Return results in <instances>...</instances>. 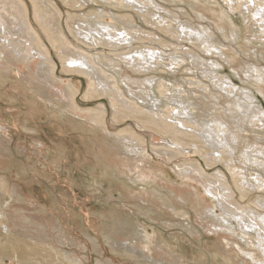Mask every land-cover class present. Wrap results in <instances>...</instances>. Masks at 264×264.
Listing matches in <instances>:
<instances>
[{
    "label": "bare ground",
    "instance_id": "obj_1",
    "mask_svg": "<svg viewBox=\"0 0 264 264\" xmlns=\"http://www.w3.org/2000/svg\"><path fill=\"white\" fill-rule=\"evenodd\" d=\"M69 1L79 4L81 10H83V4L86 2V0ZM94 1L97 7L86 14L87 16L84 15L83 18H79L80 22H84L83 26L75 21L77 27H74L72 33L73 40H70L67 33L64 32V26L61 24V12L58 5L52 4L50 0L48 2L45 0H0V99L5 101L3 97L5 89L8 88L7 82L9 80H13L16 84L21 82V86L16 85L12 88L22 89L24 91L22 93L25 95L23 107L18 105V100L15 101V106L8 109H4L5 107L0 103V264L4 262V257L10 255V259L12 258L13 260L12 264H21L19 263L21 258L27 262H33V260L40 262L50 258L53 262L52 264H56L57 261H61V259L63 261L64 258L67 259L69 257L75 260L71 264H80V257L82 256L80 251L85 248L79 242L80 240L76 239L73 233L71 234V230L66 228L63 219L59 220L56 217L50 219L48 217L49 214L59 217L60 209L58 206L52 201L48 202V204L36 201L35 197L28 192L30 191L31 183L25 181L26 176L23 178L22 175L24 174L17 172L18 178L15 179L14 168L4 166L3 159L7 156L8 151L10 153L12 151L10 145L13 141L14 133L23 134V132H26V134L31 135L32 146L38 148L43 155L39 159L42 158L47 161L49 159V154L46 152L48 147L42 139L43 135L47 133L46 130L54 133L57 131L60 133L72 131L69 134L76 136L74 133L78 134V129L81 127L82 130L86 131L85 133L90 134L92 137L104 139L105 150L99 149V151H95V155L102 162L104 154L109 151L111 155L116 157L114 163L117 171L129 181L134 179L145 181L149 178L158 177L155 173L157 170L152 166L148 157L145 137L132 126L112 131L109 128L110 112L107 105L99 103L100 106H91L94 99L103 95L110 99L113 109L111 119L114 124L122 123L124 119L136 121L139 129L144 128L153 134L152 141L157 143L153 146V149L157 154H160L164 159L166 157L168 161H172L180 170L179 173L182 176L187 177L194 170H197V178L200 176L199 180L202 182L204 190L208 194L217 196L216 199L221 204L220 208H222L221 215L213 214L215 209L213 200L199 187H195L194 191L187 190L184 194H177L185 203L198 204L201 209L200 212L206 216V221L203 222L205 223L203 227L206 231L215 234L220 232L219 230H222V232L231 231L238 236V229L233 226L231 221L232 218L238 219V223L241 224L240 229L243 237L248 236L250 238H248L249 241L246 240L249 245L244 247L238 241L224 236L227 238V244L226 247L221 246V251L225 258H229L233 254L229 246L232 247L234 243L243 255V258L237 255L242 264H264V194H259L256 197L252 195V203H242L245 198L251 196L249 187L255 186L253 180L251 181L248 178L246 166H239L236 163L233 166L231 165V168L238 169L237 173L234 171L236 176L241 174V177H238L240 179L236 177V189L240 192V197L237 198V192L232 188L228 177L223 171H219V175L216 176L212 174L206 175L202 166L199 165V160L192 159L190 155H187V151L194 149L191 151L195 154L203 155L205 162L208 164L211 160L213 162L220 159L227 161L230 156L227 157L228 154H225L226 156L224 157L223 153L236 155L237 151L241 150V155L245 161L254 162L257 165V168L253 167L258 175L256 180L260 184L257 188H264V147H261L264 144L243 135V132L249 131L246 130L247 123L257 125V127L259 123H264V109L253 102L256 96L251 91L244 95L246 98H242L240 94L233 93L230 85H225L224 87L228 76H223L224 74H220L216 69L217 66L223 67L221 62L219 59L212 58V56H202L198 48L209 52L211 48L219 50L220 56L230 62L238 74L241 73V70L247 75L255 71L257 72V79L263 83L264 65L261 62H258L257 65V61H248L243 68L241 62L239 64L232 57L229 59L228 50H223L224 47L222 48L221 42L217 40L219 35L215 30H226V37L229 38L231 35L235 43H237L239 36L237 26L229 17L228 20L222 19L219 24L202 22V19L211 20V16L207 14L209 10L206 8L193 7L192 9L195 11V16H193L188 11L181 13L160 0H136L144 5V9L132 4L129 2L130 0ZM247 1L243 0L242 4ZM252 2L256 4V11L264 7V0H252ZM149 4H153L162 10L164 9L170 16L160 12L156 14V12L147 8ZM31 5L38 27L31 18ZM123 8L136 10V13ZM257 13L259 14V11ZM155 15L161 17L162 21H154L152 18ZM262 15L257 20L264 22V15ZM137 16L143 18L148 24L155 26L154 28L158 33L152 35L155 38L151 40L154 43L153 45H151L152 43L150 45L139 44L142 42L147 43L149 39L142 35L146 30L143 29L137 20ZM193 22L200 27H197ZM138 24L140 26L136 28ZM225 24L228 25L227 28ZM262 26L264 27V25ZM160 33L172 39H181L182 43L180 46L186 45L187 41L193 44H189L188 50L180 48L181 50L178 51L175 48L177 51L172 52L169 50L167 52L165 49H167V44L170 40L167 37L163 38L160 36ZM157 36L159 39H157ZM133 40L137 42H133ZM124 43H128V46ZM229 43L231 42L229 41ZM49 45H52L58 53L63 65L61 71L65 75L61 74L60 76L58 74V65ZM99 47L104 49L109 47L110 52L106 55L103 51L98 50ZM187 55L195 65L192 68H195V71L201 70L203 75L209 81L211 80L210 84H205L207 90L211 93V109L214 107L216 111L221 110L220 113L217 112L214 113L216 115H212L215 117L211 118L204 115V112L207 111L201 109V113L198 104L194 100L186 99L188 88L184 85L179 88L185 90L186 93L180 92L177 94L172 90L171 94L169 93L162 100L161 96H165L163 95L165 94L163 90L169 91L171 88L168 89V86V88H165L163 81L161 84L155 81L158 78L157 75H149L154 70L150 66L152 63H156V65L181 66L182 62L190 63L189 59L185 57ZM115 57L120 59L115 60ZM154 59H156V62H153ZM104 60H107L108 64ZM208 62L214 65L215 68H209ZM12 67H15L16 71H13ZM249 76L252 77L251 75ZM83 77L90 84L83 96L84 104L78 100L81 95ZM76 79H79V81L77 82ZM190 79L194 80L195 78ZM212 80L215 81L212 83ZM157 83L160 86L163 85L158 93L154 89ZM135 88L138 91H135ZM258 89L264 96V85L261 84ZM25 91L38 96L43 103L41 102L40 104L35 98L29 100ZM224 92L233 94L236 97H227V100L220 101V97H223ZM245 99L248 101L246 102ZM226 103L229 106L225 105ZM41 106H44L48 114L57 115V121L59 120L60 122L49 121L39 124L37 121L42 113ZM191 107L196 108L192 113L188 111ZM10 117L15 118L13 123L9 122ZM68 126L72 130H69ZM155 135L157 136L156 138ZM241 141H244L245 144L241 143ZM72 146V142L60 145L58 142L52 141L51 147H54L58 162L48 160L47 164L52 167L54 173L61 175L63 157L65 159L64 167L66 164H70L67 149ZM19 148L21 153L29 150L22 143H20ZM215 152L219 155H216ZM87 155L88 151L84 153L77 152L74 159L78 165L77 168L81 170L85 177L93 170L100 169V165L91 164ZM236 158H233V160ZM67 172L70 174L68 175L69 181H72L71 178L75 177V173H71L70 169ZM36 173L39 174L38 172ZM220 176L222 179H220ZM30 180L32 183L37 184V180L32 178ZM108 180L107 183L110 187L116 184L114 177H110ZM217 181L220 183L221 188L214 185ZM239 181L240 183H238ZM121 182L125 183L124 180ZM94 185L97 186V189H101L104 186L98 180L94 181ZM124 186L126 185L124 184ZM118 191L120 192V190ZM127 195L129 194L127 193ZM20 197L24 198L27 203L32 204L36 208V212L21 209ZM257 206L262 209L261 213L256 210L255 207ZM84 212V216L88 221L90 214L87 211ZM181 215L189 217L188 212L185 210H183ZM209 224L213 229L207 227ZM116 225L118 226L107 232V238L113 245L112 251L115 253L114 255L119 256L126 263L182 264L181 260L188 257L181 245L173 247L172 243L171 245L168 241L166 242L155 231L149 233L144 227L130 226L131 224L127 225L122 222L116 223ZM15 233L21 236L24 235L26 240L15 237ZM253 237L256 239V245L252 241ZM138 240H142V243L138 242ZM151 243H155L153 248L147 245ZM20 246L23 248L21 251L19 250ZM67 247L74 251L67 250ZM99 248L101 247L99 246ZM146 249L147 252L145 251ZM157 249L158 252H152ZM200 256L202 257L203 255ZM212 262L216 264L218 260H212ZM59 264L61 263L59 262ZM108 264H115V262L109 261Z\"/></svg>",
    "mask_w": 264,
    "mask_h": 264
},
{
    "label": "rangeland",
    "instance_id": "obj_2",
    "mask_svg": "<svg viewBox=\"0 0 264 264\" xmlns=\"http://www.w3.org/2000/svg\"><path fill=\"white\" fill-rule=\"evenodd\" d=\"M45 1L48 2V0H45ZM50 1L52 4L58 5V8L61 12V21H62L61 24L62 26H64L63 27L64 32L67 33L70 40L71 39L73 40L72 33L74 31V27L75 28L77 27L75 21L78 22V24L80 25L82 24L81 26H83L84 22H80L79 18L80 17L83 18L84 15L90 13L93 8L97 7L94 0H86L85 3L83 2L84 0L81 1L82 3H84L83 10L79 8V4H75L72 1H69V2L68 0H66L67 2L65 0H50ZM141 1H146V0H141ZM160 1L170 7H174V9L178 10L181 13H185L186 11H188L193 16H195V11L194 9H192L193 7L200 8V9L206 8L207 10H209L207 14L211 16V20L202 19L201 21L202 22L205 21L204 23H213V24L218 23L219 24L222 21V19L228 20V17H229L235 22L234 24L237 26V29L239 31L237 43H235L231 35L229 38L226 37V33H227L226 30L224 29L215 30V32L219 35L217 40L221 42L220 45L222 46V48L224 47L223 50L224 51L228 50V54L230 55L229 59H231L232 57L233 59L237 60L239 64L241 62L242 64L241 66H243V68L245 66L244 64L248 61L249 62L257 61L256 62L257 65H258V62H261L264 65V55H263L264 54V27L262 26L264 25V22L257 20L262 14L264 15V7H261L258 10L259 11V14H258L257 13L258 11H256L257 10L256 4L253 3L252 0L251 2H249L250 0H248L247 2L249 3L245 2L243 4H242L243 0H215V1L214 0H167V1L160 0ZM255 1H259V0H255ZM129 2L144 9V5L141 3H138L139 1L130 0ZM147 8L153 10V12H156V14H159L158 12H160L161 14L165 13L168 16H170L167 12L164 11V9L162 10L158 7H155L153 4H149ZM123 9L136 13L135 12L136 10H130V8H123ZM108 11L110 10L108 9ZM153 17L154 18L152 19L154 21L161 20V17H159L158 15H155ZM31 18L38 27V24L35 21V16H34L32 5H31ZM107 19L109 20V18ZM137 20L142 25L143 29L146 30V32L148 30L147 33L144 32L145 34L142 33V35L149 39L147 43L142 42L139 44L140 45H144V44L150 45L152 43L151 45H153L154 43L151 40L155 38L152 35L158 33L154 28L155 26L150 25V23L148 24L147 21H145L143 18H139L138 16H137ZM173 20L175 21L174 18ZM140 24H138L136 28H139ZM194 24L197 27H200L196 23ZM225 27L227 28L228 25L225 24ZM160 36H162L163 38L167 37V39L170 40V42L167 44V49H165V51L167 52H169V50L172 52L177 51V50L179 51L181 50L180 48H183V50H188L189 44L190 45L193 44L192 42L188 43L187 41L186 43L187 46L185 44H183V46H180V44L182 43L181 39H172L162 33H160ZM193 37L195 38V36ZM157 39H159L158 36H157ZM229 41L231 43H229ZM133 42H137V41L133 40ZM197 42L199 43V41ZM124 44L128 46V43H124ZM49 46L52 49V54L57 62L56 64L58 65V74L60 76L61 74L65 75L61 71L63 65L61 63L60 58L58 57V53L56 52V50L53 48L52 45H49ZM173 46H174V49H173ZM98 50L103 51L104 54L106 55H108V52H110L109 47H105V49L102 47H99ZM198 50L202 56H205V55L206 57L212 56V58L219 59L223 67L221 68L217 66L216 67L217 71L220 74H224L223 76L225 75L228 76V80H225L226 83H224V87L225 85H230V87L233 89V93L240 94L242 98H246L244 95L247 94L249 91H251L253 95L256 96V99H253V102L261 106L264 109V96L258 89V86H260L261 84L264 85V83L257 79V72L255 71L251 72L249 75H251L252 77L244 73L242 70H241V73L238 74V72L234 69V66L233 65L231 66L230 62L226 61L224 57L220 56L219 50H216L215 48H211L210 52L207 50H200L199 48ZM185 57L189 59L190 63L188 64V63L182 62L183 65L181 64V66H177V65L166 66V64L156 65V63H152L150 66L154 70L150 72V74L148 72V74L157 75L158 78L155 81H157L160 84L163 81L162 83H164L165 88L167 86L169 87V88L167 87L168 89L171 88L170 89L171 91L163 90V92L165 93L163 95L165 96H161L162 100H164V98L167 97L166 95H168L169 93L171 94L172 90L175 91L177 94H179L180 92L183 94L186 93L185 90L179 88L184 85L186 88H188L187 89L188 96L186 95V99H189L192 101L194 100L198 104V107L201 113H202L201 109L207 111V112H204L205 113L204 115H207L211 118L215 117L212 115H216L214 113H217V112L220 113L221 110L216 111L214 107L211 109V106H212V102L210 100L211 93H209L205 85V84H210L211 80L209 81V79L205 75H203L201 70H200L201 72L198 70L195 71L194 70L195 68H192L195 65L191 62V59L189 58V56L187 55ZM116 59L119 60L120 58L115 57V60ZM104 62L108 64L107 60H104ZM153 62H156V59H154ZM208 66L209 68H215V66L210 64L209 62H208ZM134 68L137 69L136 67ZM12 69L13 71H16L15 67L14 68L12 67ZM11 75H13V73H11ZM190 78H195V79L197 78V79L192 80ZM215 80H212V83ZM76 81L78 82L79 79H76ZM158 83L156 87L154 88L157 93L159 89H162L163 87V85L160 86ZM191 84H193L194 87ZM16 85L21 86L22 83L20 82L16 84L13 80H9L7 82L8 88L5 89V95L3 97L5 98V101H2L0 99V103L3 104V106L5 107L4 109H8L12 106H15L14 104H15V101L17 100L19 102L18 105L23 107L25 95H23L22 89L12 88ZM89 85H90L89 81L83 77L82 85H81L82 87L81 95L78 97L79 102L81 103L83 102L82 104H84L85 102L83 96L88 90ZM135 91H138V89L135 88ZM28 93H27L28 96L27 95L26 96L29 98V100L32 98H35L41 104L42 101H40V98L38 96L30 92ZM223 94H224L223 97L225 98L220 97V101H225L229 97L230 98L236 97L235 95L228 94L226 92H224ZM245 101L247 102L248 100L245 99ZM92 102L93 103L91 104V106H100L99 103H105L107 105L109 112H110L109 128L112 131H117L119 129H122L125 127L129 128L132 126L135 128L136 131L140 132L145 137L144 140L147 141L148 157L152 163V166L155 168V170H157L155 171L156 175L158 176L157 178L156 177L152 179L149 178L145 181H142V180L139 181L138 179L129 181L125 176H122L119 174V172L116 169V165L114 163V160L116 159V157L111 155L109 151H106V153L104 154V157L102 159V162L104 163L99 161L98 157L95 155V151L97 152L99 151V149L105 150L104 139L101 137H92L90 134L85 133L86 131L82 130L81 127L80 129H78V132H79L78 134L74 133L76 136H72L71 134H69V133H72V131L66 133L64 129L63 130L65 131V133H60L58 131L54 133V132H51L45 129L47 133L43 135L42 139L43 141L46 142L47 147H48V150L46 152L47 154H49L48 155L49 161L54 160L55 162H58L55 156V151L53 149L54 147H51L52 141L58 142V144L60 145L62 144L66 145L68 142H72L73 144L72 147L67 149V155H68V158L70 159V164H66L64 167L63 164L65 162V159L64 157L62 158L61 175L53 172L52 167H50L47 164L48 160L46 161L42 158L39 159V157L43 155L39 151L38 148H35V146H32L33 144L32 137L31 135L26 134V132H23V134L14 133V138L10 145L12 148V151L11 153L8 151L6 154L7 156L3 159L4 166L14 168L13 171L15 172V179L18 178L17 172H20V174H24L22 175L23 178L26 176L25 181L31 183V188L29 189L30 191L28 192L31 193V195L35 197L36 201L40 203L42 202V204H48V202L52 201V203L58 206V208L60 209L59 217L57 215H53L54 216L53 217L50 214L48 217L50 219H53L55 217L56 219H59V220L63 219V221H65L66 228H69L71 230V234L73 233V236H75L76 239L80 240L79 242L85 246V248H83L80 251V253L82 252V256L80 257L81 261L79 260L80 264H83V263L84 264H108L109 261H114L115 264H129L121 260L122 258L120 259L119 256L114 255L115 253H113L112 251L113 245L111 244V242H109L107 238V232H109L110 230L118 226L116 225V223L119 224L121 222L127 225L131 224L130 226H136V227L139 226L141 228L144 227L145 230H147L149 233L155 231L161 237H163V239L166 242L168 241V243L170 244L172 243L173 245L172 244L171 245L173 247L181 245L185 249L184 252L186 251L185 253L188 256L187 258H184L181 260L182 264H188V263L190 264H213L212 260H218V263L216 264H242V262L239 261V259L237 258V255L240 258H243V255L241 251L238 249V247H236V244L234 243L232 244L235 247L229 246V248L233 252L231 257L229 258H225V256L223 255L221 251V246L226 247L227 238H231V239H234L235 241H238V243L244 247H247L249 245V243H246V242L249 241L250 238L248 236L243 237L241 233V229H240L241 224L238 223V219L237 218L231 219L233 226L236 229H238V233H239L238 236L234 232H231V231L222 232V230H219L220 232L216 234L210 231H206V229H204L203 227V225H205V223L203 222L206 221V218H205L206 216H204L200 212L201 209L198 206V204L196 205L190 202L185 203L177 195V194H184L187 192V190L194 191L195 187H199L201 188L203 192L204 191L206 192V190H204L203 188L202 182H200L199 180L200 176L197 178V173H196L197 170H194L192 173H190L191 176L189 175L185 177V176L180 175L179 173L180 170L174 165L172 161H168L166 157H165L166 159L165 160L160 154H157L156 151L153 149V146L156 145L157 143L152 141L153 134L150 131L144 128L139 129L136 121H134L133 119H124L122 123L114 124L113 120L111 119L113 115V109L111 107L110 99L106 96L103 95L101 97H98L94 99V101ZM225 105L229 106V104L227 103ZM83 107H87V106H83ZM40 109L42 110V113L40 115V118L37 121L39 124H42L43 122L57 121V115H53L50 113L49 115L45 111L46 109L44 108V106L43 107L41 106ZM193 110H196V108L191 107V109H189L188 111L192 113ZM55 114H57V112H55ZM13 119L15 120L14 117L13 118L10 117L9 122L13 123L14 121ZM57 122H60V121L58 120ZM246 127H247L246 130H249V131L243 132L244 136H248L251 139H256L257 141H260L261 143L264 144V133H263L264 123L262 122L259 123L258 127L257 125L255 126V125H250L247 123ZM68 128L69 130H72L70 126H68ZM156 137L157 136L155 135V138ZM20 143H22L23 145L29 148L28 151L23 152L24 154L21 153V149L19 148ZM241 143H244V141H241ZM261 147L263 148L264 145H261ZM191 150L193 151L194 149H191ZM191 150L187 151V155H190L192 159L199 160L200 162L199 165L202 166L203 171L206 175L212 174L216 176V175H219V171H223L226 174V176L228 177V181L230 182V185L237 192V195H236L237 198L240 197V192L236 189L237 188L236 187L237 186L236 177L237 179H240L238 177H241V174H238L236 176L235 173L238 172V169L237 168L234 169V167L233 168L231 167L235 165L234 163L238 164L239 166H246L245 168L248 173V178L251 181L253 180V182L255 183V186L249 187L251 196L248 198H245V200L242 201L243 204L252 203V195L256 197L259 194H264L263 187L261 189L257 188V186L260 184L256 180L258 175L255 172V169H253V167L257 168V165L254 162L250 163L248 161H245L241 155L242 154L241 150L237 151L236 155H231L230 153H223L222 155L224 157L228 154L227 157L230 156L231 160L227 157L226 158L229 159L227 161L220 159L218 161L213 162L211 160L212 165H211V162L208 164L205 162V157L203 155H200L197 153L195 154ZM87 151H88L87 156L89 160L91 161V164L93 163L95 166L100 165L99 166L100 169L93 170L90 174H88V176H86L87 177L86 178L85 175L81 173V170L77 168L78 165L74 159L76 157L77 152L84 153ZM216 155H219V154H216ZM232 156L233 158H236V157L237 158L233 160ZM68 168L70 169L71 173L73 174L75 173V177H73L74 179L71 178L72 181H69L68 175L70 174L67 172L69 170ZM35 170H38V171H35ZM163 170L165 171V173ZM234 171L236 172L234 173ZM251 171H254V172H251ZM36 172H38L39 174H37ZM110 177H114L116 179V184H115L116 186L112 185L111 186L112 188L107 183ZM31 178L34 180H37V184L32 183L30 180ZM220 179H222L221 176H220ZM96 180L102 182V184L104 185L102 186L101 189H97L96 188L97 186L94 185V181ZM122 180H124L125 183H122L121 182ZM211 181H215V180H211ZM238 183H240V181ZM85 184L87 185L85 186ZM124 184L126 186H124ZM214 185H217L218 187H220V183L218 181L215 182ZM252 188H255V189H252ZM64 190H65V193H64ZM118 190H120V192ZM127 193L129 195L126 196ZM206 194L214 202L215 209L213 211V214L215 213V215H221L222 208H220L221 204L216 199L217 196L208 194L207 192ZM19 199L21 200L20 202L21 209H25L29 211L33 210L34 212H36V208L33 207L32 204L27 203V201H25V199L22 197H20ZM38 207L40 206L38 205ZM255 208L259 213L262 212V209L260 207L257 206ZM183 210L188 212L189 217H184L183 215H181ZM84 211H87L90 214L89 215L90 218H88V221L86 220L84 216L85 214ZM207 227L213 229L210 226V224L207 225ZM15 235H16L15 237L19 239L26 240L24 235L21 236L16 233ZM224 236H227V238ZM142 240L145 241L144 239ZM142 240H138V242L142 243ZM252 241L256 245V239H254V237ZM147 245L150 248H153L155 246V243H151ZM99 246L101 248H99ZM20 247H19V250L20 251L23 250V248L22 247L20 248ZM256 248L258 249V247ZM94 249H96L97 251ZM67 250L69 251L71 250L72 252L74 251L70 247L69 248L67 247ZM145 251L147 252V249ZM152 252L153 253L158 252V249ZM200 255H203V256L201 257ZM10 257L11 255L8 257H4L3 259L4 262L2 264H12L13 260L12 258L10 259ZM49 260L50 258H48L47 260H42L40 262L36 260H33V262L31 261L27 262L21 258L19 263L21 264H38V263L39 264H50L51 263L52 264L53 262ZM72 260L73 259H71L70 257L67 259L64 258L63 259L64 263L61 259V261H57L56 264H59V262L61 264H71V263H74L75 261V260L73 261Z\"/></svg>",
    "mask_w": 264,
    "mask_h": 264
}]
</instances>
